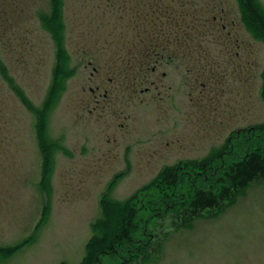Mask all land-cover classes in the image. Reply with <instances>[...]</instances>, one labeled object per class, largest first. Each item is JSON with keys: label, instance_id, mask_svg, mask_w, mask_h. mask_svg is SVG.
Here are the masks:
<instances>
[{"label": "rangeland", "instance_id": "rangeland-1", "mask_svg": "<svg viewBox=\"0 0 264 264\" xmlns=\"http://www.w3.org/2000/svg\"><path fill=\"white\" fill-rule=\"evenodd\" d=\"M150 5L149 37L164 32L175 52L142 83L134 56L149 38L137 20ZM263 70L264 41L237 0H0V247L31 236L0 264H79L107 190L136 209L133 239L147 254L132 264H264L263 180L198 216L192 192L216 188L219 173L158 181L264 126ZM244 135L226 163L264 154V133Z\"/></svg>", "mask_w": 264, "mask_h": 264}, {"label": "trees", "instance_id": "trees-1", "mask_svg": "<svg viewBox=\"0 0 264 264\" xmlns=\"http://www.w3.org/2000/svg\"><path fill=\"white\" fill-rule=\"evenodd\" d=\"M55 1V0H51ZM241 12V19L248 29L257 39L264 41V11L261 10L256 4L255 0H237ZM55 16V9L45 15H41L40 18L47 21L53 20ZM44 25V22H42ZM46 29V27H45ZM55 48L57 51L58 43L55 38ZM62 65L59 58H56L53 66L52 81L49 86L48 95H51L50 91L53 90L56 81L57 68ZM57 72V74H56ZM264 78V70L262 72ZM262 97H264V83L262 84ZM48 99V96H47ZM263 127V128H261ZM254 127L253 134L264 133V126ZM243 133L241 130L233 132L228 142L218 149V151L212 152L206 159L187 162L185 164H177L172 168H163L160 172L159 180L169 186H173L177 183L179 175L191 174L194 170H201L207 173L208 177L214 179L212 176L219 173L220 177L217 179V187L212 188H196L190 197L188 207L191 210L192 216H198L201 213L218 208L221 204L225 203L233 194L245 189L251 183L257 180L264 181V154L257 150L252 152H246V154L240 155L236 160H231V163H226L228 154L231 153L235 147L232 144V137L236 135L243 137V142H248L247 137L253 136L252 132ZM237 137V138H238ZM236 138V139H237ZM245 140V141H244ZM231 149V150H230ZM227 151V154L224 151ZM220 159H224V163H216ZM44 163V161H43ZM226 164V166H225ZM180 167V168H179ZM43 180V176H42ZM215 181V180H214ZM112 184V183H111ZM108 190L100 198V217L97 218L91 224V236L85 245V254L82 261L79 264H100L99 258L106 255H116L117 253L124 255V259L120 264H132L130 261H137L140 256H145L147 250L146 244L139 243L143 240L134 241L133 233H135L136 225V209L134 208L132 199H127L123 202L107 200ZM109 213V214H108ZM113 213V214H112ZM112 214V224L109 222V215ZM44 218L41 217L40 224ZM110 224V225H109ZM31 239V236L22 240L19 244L12 247H0V251H8L14 248L20 247V245ZM131 259V260H130ZM135 261V263H136Z\"/></svg>", "mask_w": 264, "mask_h": 264}, {"label": "flooded vegetation", "instance_id": "flooded-vegetation-1", "mask_svg": "<svg viewBox=\"0 0 264 264\" xmlns=\"http://www.w3.org/2000/svg\"><path fill=\"white\" fill-rule=\"evenodd\" d=\"M156 4V2H155ZM150 8H142V14L143 16L141 17L140 23H138V27L141 29V33H144V36H148L149 39L145 38L143 39L144 41L141 43V48L138 50L137 55L134 56V66L136 64V66H139L140 69V74H141V82L144 83L147 81L148 78V74L146 72L149 71L150 74L156 73L158 71V69L161 67L162 62L164 61L165 63L169 62V59L172 58L173 54H174V49L171 50L168 49L170 42L169 39V35L165 34L164 32L160 33L159 35L158 32L155 35V38L149 37V29L147 28V25L149 24L150 26L155 25L157 23V18H159L158 16H154L153 12L157 13L156 8H154L152 5H150ZM145 7V6H143ZM162 15L164 17H168L167 15H164L162 13ZM152 16L155 17V19H152ZM186 17V15H184L181 20H183ZM184 22V21H181ZM161 37V39H163L162 41L158 38ZM165 37V39H164ZM151 40V41H149ZM154 41H156L157 44H154ZM160 41V42H158ZM178 48L185 50V44H178ZM182 45V46H181ZM174 46V45H173ZM177 46V45H175ZM187 48V47H186ZM158 49H160L162 55L159 53ZM188 49V48H187ZM164 74V73H163ZM151 84L155 83V81H151ZM144 92H147L149 90V88L145 87ZM231 137V136H230ZM229 137V138H230Z\"/></svg>", "mask_w": 264, "mask_h": 264}]
</instances>
